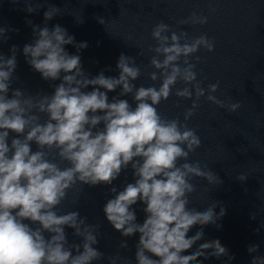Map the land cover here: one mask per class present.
<instances>
[{
  "label": "clouds",
  "instance_id": "clouds-1",
  "mask_svg": "<svg viewBox=\"0 0 264 264\" xmlns=\"http://www.w3.org/2000/svg\"><path fill=\"white\" fill-rule=\"evenodd\" d=\"M23 2L29 14L43 7L32 0ZM60 13V8L49 5L43 13V27L25 21L32 27L33 41L23 46L22 53L43 80L59 81L50 85L54 89L51 94L13 88L18 79V48L12 45L8 56L0 53V264H94L103 260L105 254L96 247L101 226L88 223L79 211H62V205L69 192L83 191L84 186H112L129 169L133 182L125 183L122 189L110 187L111 198L103 212L122 237L138 234L136 264H203L212 257L235 259L219 239L197 243L204 237L205 226H221L218 221L226 214L225 208L220 207L217 213V203L203 211L189 207L190 196L197 190L193 178L214 186L222 184L207 165L202 168L198 161L188 162L202 142L187 121L205 96L193 58L200 61L195 54L201 48L214 51V39L175 31L163 21L157 23L151 30L154 44L148 45L152 55L145 66L154 69L147 72L153 83L137 86L142 68L136 57L123 53L116 63L118 76H106L104 70L90 76L80 55L70 54L65 47L72 45L79 53L88 47L87 42L77 43L59 24L47 26ZM74 18L78 24L84 22L82 15ZM97 19L105 23L103 18ZM207 22L208 16L193 12L177 23ZM12 31L19 30L0 26V42H6L10 38L7 33ZM177 84L184 86L177 88ZM218 88L219 82L209 84L206 99L229 113L236 112L240 102L226 104L218 99L212 95ZM117 89L118 94L110 100L108 94ZM173 94L185 100L195 96L183 113V121L158 111ZM126 96H131L134 107L122 98ZM247 178L237 176L240 181ZM71 202L77 205L79 197ZM138 203L145 205L142 223L137 222L133 207ZM251 219H256L254 213ZM196 226L199 229L189 236ZM66 229H72L71 235L80 242L70 243ZM120 248H128L126 239ZM258 251V244L248 246L250 254ZM107 259L108 264H130L119 252ZM251 264H264V255H253Z\"/></svg>",
  "mask_w": 264,
  "mask_h": 264
},
{
  "label": "water",
  "instance_id": "water-1",
  "mask_svg": "<svg viewBox=\"0 0 264 264\" xmlns=\"http://www.w3.org/2000/svg\"><path fill=\"white\" fill-rule=\"evenodd\" d=\"M32 3L43 7L29 14L24 10L23 0L18 3L0 0V26L19 30L7 33L10 38L0 42V53L11 55V46H17L15 76L18 79L14 80L12 87L33 94H51L54 89L50 85L59 83L43 80L22 53L23 46L33 41L32 27L26 24V19L43 27V13L49 5L61 9L59 15L47 22L49 28L59 24L75 37L77 43L87 42L88 47L79 53L72 45L65 47L70 54L80 55L83 69L90 76L102 70L106 76H118L116 63L123 53L136 57L142 68L141 77L135 81L137 86L147 87L153 83L147 72L154 69L145 66L152 55L147 51L148 45L154 44L151 30L157 23L163 21L175 31H187L192 36L206 34L214 39V51L201 48L195 54L200 61L193 58L205 96L198 101L195 115L187 121L188 127L196 130L202 142L190 154L188 162L198 161L202 168L207 165L222 184L214 186L206 180L193 178L191 182L197 190L190 196L192 203L189 207L203 211L210 204L217 203L216 212L224 207L226 214L218 221L219 228L205 226L204 237L197 243L219 239L235 256L231 261L227 257H212L203 260V264H251L253 255H264V227H260L264 221V0H32ZM213 8L215 11H210ZM193 12L208 16V22L204 25H178L179 20L186 19ZM81 15L84 22L78 24L74 17ZM98 17L105 23H99ZM140 51L144 52L143 56L137 55ZM109 68L112 70L108 71ZM217 82L219 88L212 95L226 104L240 102L241 107L236 112L229 113L206 99L208 85ZM156 85L159 86V81ZM183 86L176 85L177 88ZM118 92L119 89L109 93V99ZM122 98L135 106L131 96ZM192 99H195L194 95ZM192 99L185 100L173 94L158 106V111L169 119L179 116L183 121V113L191 107ZM32 148L35 151L36 145L33 144ZM241 174L248 178L240 181L237 176ZM128 182H133L130 169L122 173L112 186L122 189ZM112 186H84L83 191L69 192L62 211H79L82 217L88 218V223L101 226L96 247L105 258L94 264H108L107 258L118 252L122 258L127 257L130 264H136L138 234L122 237L103 212L107 199L111 198L109 189ZM77 196L79 203L73 205L71 201ZM133 207L137 222L142 223L145 205L138 203ZM252 213L256 219H251ZM199 227H193L188 235L195 234ZM257 228L259 232L254 231ZM66 231L70 243L80 242L71 235L72 229ZM125 239L128 248L122 249L120 243ZM250 244L259 245L258 253L248 252Z\"/></svg>",
  "mask_w": 264,
  "mask_h": 264
}]
</instances>
